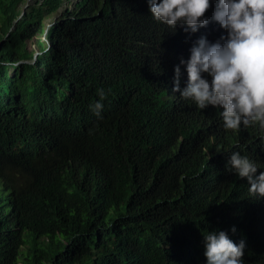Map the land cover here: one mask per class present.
<instances>
[{"label":"trees","instance_id":"1","mask_svg":"<svg viewBox=\"0 0 264 264\" xmlns=\"http://www.w3.org/2000/svg\"><path fill=\"white\" fill-rule=\"evenodd\" d=\"M71 1L0 0V264H204L213 229L264 264L262 199L226 168L237 150L264 168L260 129L173 91L198 37L226 30L174 31L147 0Z\"/></svg>","mask_w":264,"mask_h":264},{"label":"clouds","instance_id":"2","mask_svg":"<svg viewBox=\"0 0 264 264\" xmlns=\"http://www.w3.org/2000/svg\"><path fill=\"white\" fill-rule=\"evenodd\" d=\"M153 18L170 28L183 26L195 33L214 20L226 30L215 41L206 35L198 37L187 59L174 66V88L180 97L191 100L199 109H220L223 128L238 131L241 126H256L264 148V0H215L212 16L205 13L213 0H147ZM181 65L187 72L181 87ZM100 99L90 104L94 114L103 119V100L107 92L97 90ZM262 163V162H261ZM264 166V163H262ZM226 168L246 178L248 192L262 199L264 209V169L241 151H232ZM236 226L231 231L236 232ZM264 242V225L263 234ZM204 264H244L246 240L236 242L228 230L203 233Z\"/></svg>","mask_w":264,"mask_h":264},{"label":"rangeland","instance_id":"3","mask_svg":"<svg viewBox=\"0 0 264 264\" xmlns=\"http://www.w3.org/2000/svg\"><path fill=\"white\" fill-rule=\"evenodd\" d=\"M34 1H35V0H31L30 3L34 2ZM72 1H76V0H72ZM72 1H71V2H66V3H65V6H66V5L72 6ZM27 5H28V4H27ZM27 5L23 6V8L25 9ZM23 8H22V9H23ZM22 12H23V11H22ZM22 14H23V13H22ZM22 14L20 15V17L22 16ZM56 17H57V13H55V14H51V15L48 16V18L46 19L47 23H48V24L51 23L50 21L54 20ZM29 44H30L31 48H33V49L36 48L35 44H33L32 42H30Z\"/></svg>","mask_w":264,"mask_h":264}]
</instances>
